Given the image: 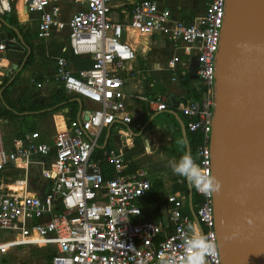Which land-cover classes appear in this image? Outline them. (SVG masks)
I'll return each mask as SVG.
<instances>
[{
    "label": "built area",
    "instance_id": "built-area-1",
    "mask_svg": "<svg viewBox=\"0 0 264 264\" xmlns=\"http://www.w3.org/2000/svg\"><path fill=\"white\" fill-rule=\"evenodd\" d=\"M12 1L0 0V16L13 11ZM118 1L74 0V12L63 20L60 0H21L25 11L37 16L38 39L65 32L69 53L91 59L89 69L73 73L65 55L57 56L53 77L95 108L86 107L50 138L32 131L8 141L0 124V230L11 238L0 241V264H8L9 250L36 246L51 250L50 264H166L170 259L181 264L187 254L185 234L215 240L217 254L206 264H222L213 194L190 185L201 199L192 217L185 213L188 197L179 192L169 193L161 207L142 203L152 181L127 158L134 119L123 74L130 71L135 52L123 39L127 33L157 37L171 53L166 62L171 82L196 77L200 98L181 97L174 110L198 138L196 164L211 175L215 57L226 0H205L204 12L191 20L176 18L155 0H136L125 20L114 21ZM6 49L0 43V62ZM139 100L148 103L151 113L170 110L162 95ZM118 122L129 131L121 133L119 147H108L105 131ZM34 166L48 184L42 195L29 190ZM159 208L161 216H152Z\"/></svg>",
    "mask_w": 264,
    "mask_h": 264
},
{
    "label": "water",
    "instance_id": "water-1",
    "mask_svg": "<svg viewBox=\"0 0 264 264\" xmlns=\"http://www.w3.org/2000/svg\"><path fill=\"white\" fill-rule=\"evenodd\" d=\"M214 99L211 176L221 185L219 193H213L221 261L264 264V0H226L215 57ZM169 103L185 141L172 96ZM169 131L174 132L172 125Z\"/></svg>",
    "mask_w": 264,
    "mask_h": 264
},
{
    "label": "crops",
    "instance_id": "crops-1",
    "mask_svg": "<svg viewBox=\"0 0 264 264\" xmlns=\"http://www.w3.org/2000/svg\"><path fill=\"white\" fill-rule=\"evenodd\" d=\"M135 1L136 0H119L115 4L114 10L112 12V19L114 21L125 20V18L131 11V4ZM155 1L158 7H160L161 9H169L171 12H173V15L176 18L187 20H191L192 18L202 14L205 8V0ZM12 6L13 11L11 13L0 16V43L7 44L9 43L8 41L12 39L15 42L14 44H9L10 46H7L6 51L2 55L3 58L0 62V83L1 85L5 82H7V84L12 83L8 92L5 94V98L9 99L10 101L17 102L19 109L27 111L35 105L36 101L38 102V107L42 108L39 112L41 116L37 117L34 120L35 127L33 131L43 132L47 137L50 138L57 131L62 130L65 126H67L70 120L77 118L80 115L81 111H83V109H85L86 107L95 108V105H92L87 101L80 100V98H78L77 96H73L67 93L63 89L62 85L54 79L53 74L55 70V57L64 54L68 61V67L73 73H76L79 70L89 69L92 62L89 57H74L69 53V51L67 50L68 41L66 39L65 32L54 34L47 40L38 39L35 29L37 16L25 11V9H23L24 7H22L23 5H21L19 0H13ZM60 7L62 11L61 18L65 20L75 10L74 0H72V2L60 0ZM122 11H125V14L122 13ZM11 14H14V22H16L19 29L8 23V18ZM18 30L21 33H25L27 35V39L32 44L33 60L29 65H27L26 63L30 52L27 51L21 44L20 35L17 33ZM123 42L128 44L135 52V60L130 64V71L123 74L124 94L126 96L125 100L128 108L133 113L134 122L131 126V129L134 134V132L138 130L142 125L143 120H141V118L139 117L140 111L142 112V118L145 113L147 115L148 113H151L147 102L145 105L139 106L136 103L135 99L145 97L147 100H149L146 96V93L148 90H151L153 92L151 98L156 95H162L167 97L169 102V96H172L174 103H176L177 99L181 97L186 98L188 96V89L183 88L181 83L171 82L170 74L167 70L166 65L169 54L171 53L170 50L157 37H137L133 33H127L123 39ZM22 52L25 53V56L19 57ZM47 60H53V66L51 68L45 69L44 65L46 64ZM9 64L11 67H9L10 69H7V66ZM15 65L17 66V69H13ZM146 79H150L151 83L146 85ZM133 81L136 82L134 86L136 87V93L134 94H132L133 92L130 90V83ZM188 81L197 83L194 77H192ZM157 83H164L167 88L166 92L163 93V89L160 90V92L162 93L156 92L155 87ZM176 86H178L179 89H176ZM197 88L198 83L191 89L196 92ZM61 89L64 90L65 98H75L77 103L73 106H63V103L56 102L57 97L60 96L59 93ZM144 93L145 96L142 97ZM53 105H56L57 109L53 112H48L50 106ZM144 108H146V110H144ZM163 118H166V116L160 117V119ZM11 122L19 123V129L15 136H20L24 133L32 132L27 129L26 124L20 119H14L12 121L0 120L1 127L7 126ZM148 127L149 125L147 126V128ZM127 129V126L123 125L121 122H118L108 130H106L105 137L107 139L108 147H119L120 135L123 131L128 132L129 130ZM11 139L7 138L8 141ZM131 141L132 140H130V142ZM34 172H36L35 175H37L39 177V180H41L39 193H35L30 189L32 185L31 179ZM39 172V167L34 166L32 168L29 177V190L37 195H42L45 193L48 184L43 178H41ZM176 181L178 183H181L180 179H177ZM32 186L34 187V189H36L34 185Z\"/></svg>",
    "mask_w": 264,
    "mask_h": 264
},
{
    "label": "rangeland",
    "instance_id": "rangeland-1",
    "mask_svg": "<svg viewBox=\"0 0 264 264\" xmlns=\"http://www.w3.org/2000/svg\"><path fill=\"white\" fill-rule=\"evenodd\" d=\"M65 1L72 2V0ZM20 56L24 57L25 53L22 52L19 57ZM52 66L53 60H47L46 64L44 65V68L48 69ZM9 67H11L10 64L7 66V69H10ZM135 84L136 82L134 81L130 83V90L133 92L132 94L136 93V87H134ZM196 84L197 83L188 81L187 84H182V87L191 89ZM155 89L156 92L159 93H162L160 92V90L163 89L164 93L166 92L167 88L164 83H157ZM176 89H179V87L176 86ZM144 96L145 93L142 95V97ZM142 99L146 98L144 97ZM135 100L139 106L146 104L145 100ZM141 113L142 112L140 111L139 117L141 118V120H143ZM18 124V122H11L7 126L2 127V130L5 134V140H7V138L11 139L17 134V131L19 129ZM169 125H172L174 131L173 133H170L168 129ZM134 138L135 136H132V146L130 150L127 151L128 158L132 161L134 167L146 170L153 184L156 181H161L163 183V189L160 192L161 194L166 196L167 194L171 193L173 185L175 184V182H177L176 180L183 179L180 176L174 175L172 170L168 167V162L170 160H179V158L183 155V141L177 129L166 117L160 119L159 121L151 123V125H149V127L142 132L140 137V143H134ZM35 174L36 172H34V174L32 175L31 183L35 186L36 189H34L32 185L30 189L35 193H39L41 180H39V177ZM158 203L160 204L159 207H161L162 201L158 200ZM159 209V213H152V216H156L159 214L161 216L163 209ZM10 239V236L6 232L0 230L1 242L9 241ZM50 252V249L37 246L33 248H15L9 250L6 253L5 260L8 264H47L48 258L51 255Z\"/></svg>",
    "mask_w": 264,
    "mask_h": 264
},
{
    "label": "trees",
    "instance_id": "trees-1",
    "mask_svg": "<svg viewBox=\"0 0 264 264\" xmlns=\"http://www.w3.org/2000/svg\"><path fill=\"white\" fill-rule=\"evenodd\" d=\"M14 21H15V16H14V14H11L10 17L8 18V23L10 25L14 26L15 28L19 29L16 22H14ZM13 24H15V25H13ZM17 33L20 35L21 44L23 45V47L27 51L30 52L28 55L27 63H26L27 65H29V64H31V62L33 60L32 44L27 39V35L25 33H21L19 30L17 31ZM182 78H183V81L181 84H187L189 77L187 75H185ZM149 83H151V80L146 79V85H148ZM11 85H12V83L7 84V82H5L4 84H2L0 86V120L12 121L14 119L15 120L20 119L26 124L27 129L29 131H33V129L35 127V121L34 120L37 117L41 116V114L39 112L42 108L38 107V102L36 101L35 105L32 106L27 111L19 109L17 102L10 101L9 99L5 98V94L8 92ZM59 95L60 96L57 97L56 102L63 103L64 104L63 106H65V105L73 106L77 103L75 98H65L63 89H61ZM152 95H153V92L151 90H148L146 93V96L148 97L149 100L151 99ZM186 98L199 99L200 95L197 92H195L193 89H188V96ZM56 109H57L56 105L50 106L48 112H53ZM144 110H146V108H144ZM173 111L176 112V110H174V109H173ZM177 115L180 118V120L182 121V124L184 125L185 130H186L185 141L181 137L182 141H183V155L186 154L185 143H184V142H186V144L189 147L190 155L192 156V158L194 159V161L196 163L197 162L196 161V149H197V145H198V138L195 134H190L187 132L185 119L180 114L177 113ZM43 116H45V115H43ZM162 116L168 117L170 119V121L174 124V126L176 127L177 131L180 134V132H181L180 131V124L171 115L170 110H167L166 112H163V113H148V115L145 113L143 116V121H142L141 127L134 132V136H135L134 143H136V144L140 143L141 134L139 135V133L145 124H147L149 122L148 125H151V123L159 120L160 117H162ZM137 135H139V136H137ZM180 136H181V134H180ZM127 158H128V155H127ZM180 180H181V183L175 182L174 187L172 188V193L179 192L182 196L188 197L189 189H188L187 183L184 179H180ZM162 189H163V183L161 181H156L154 184L152 183L151 192L142 200V203L144 205H147V206H149V205L151 206V205H155V204H157L159 206L160 204L158 203V200H161L162 204H164L165 195L160 193L162 191ZM200 202H201L200 197L197 196L193 191L192 195H191V205H192L193 211H195L197 205H199ZM185 213H187V215L192 217V212L190 211L188 204L186 205ZM52 256L53 255L49 256L47 264L51 263Z\"/></svg>",
    "mask_w": 264,
    "mask_h": 264
},
{
    "label": "clouds",
    "instance_id": "clouds-1",
    "mask_svg": "<svg viewBox=\"0 0 264 264\" xmlns=\"http://www.w3.org/2000/svg\"><path fill=\"white\" fill-rule=\"evenodd\" d=\"M168 167L174 175L182 177L201 194L211 195L219 193L221 189L219 181L203 171L189 154L181 156L179 160H170ZM183 247L187 254L181 260V264H206V258L217 254L215 240L203 235L185 234ZM166 264H175V261L170 259Z\"/></svg>",
    "mask_w": 264,
    "mask_h": 264
},
{
    "label": "bare ground",
    "instance_id": "bare-ground-1",
    "mask_svg": "<svg viewBox=\"0 0 264 264\" xmlns=\"http://www.w3.org/2000/svg\"><path fill=\"white\" fill-rule=\"evenodd\" d=\"M19 1H20L21 5H23L22 2H21V0H19ZM22 7H23V6H22ZM23 9H24V8H23Z\"/></svg>",
    "mask_w": 264,
    "mask_h": 264
}]
</instances>
